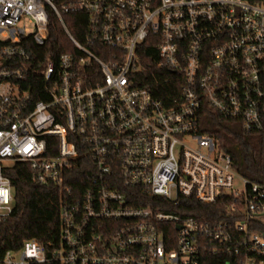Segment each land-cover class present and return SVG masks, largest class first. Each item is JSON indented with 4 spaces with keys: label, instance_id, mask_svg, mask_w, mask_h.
<instances>
[{
    "label": "built area",
    "instance_id": "1",
    "mask_svg": "<svg viewBox=\"0 0 264 264\" xmlns=\"http://www.w3.org/2000/svg\"><path fill=\"white\" fill-rule=\"evenodd\" d=\"M49 13L74 53L49 61L51 101L32 105L22 46L46 44ZM152 68L173 74L171 97L142 86ZM206 108L264 134V0H0V221L17 162L61 196L59 245L26 241L0 264H264V183L201 132Z\"/></svg>",
    "mask_w": 264,
    "mask_h": 264
},
{
    "label": "trees",
    "instance_id": "2",
    "mask_svg": "<svg viewBox=\"0 0 264 264\" xmlns=\"http://www.w3.org/2000/svg\"><path fill=\"white\" fill-rule=\"evenodd\" d=\"M69 29L76 35L77 26L85 25V17L71 14L64 17ZM22 46L30 59L33 68L29 71V81L22 88L29 91L32 105L39 102H50L47 85L42 71L50 60L58 61L64 54L74 53L66 33L54 13H49V38L43 47H38L30 38ZM149 82L160 97H171L179 87L173 83L174 76L167 71L152 68ZM169 100V99H168ZM201 132L214 137L225 152L230 154L239 174L257 183H264V134H247L234 121L221 117L217 112L206 108L202 113ZM52 138L50 144H56ZM54 150L50 156H56ZM6 175L11 180L14 191V210L9 218L0 221V257L9 251H19L26 241H36L45 248L56 247L60 241L59 208L60 193L54 186H41L34 182L33 172L29 165L17 162L10 167ZM76 186L74 183H68ZM190 207L181 209L182 213L195 215L200 220L221 221L225 219V207L220 205H203L193 201ZM252 231L264 233V219L252 224ZM169 232H166L168 234ZM214 264H223L220 258Z\"/></svg>",
    "mask_w": 264,
    "mask_h": 264
}]
</instances>
